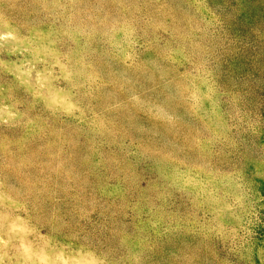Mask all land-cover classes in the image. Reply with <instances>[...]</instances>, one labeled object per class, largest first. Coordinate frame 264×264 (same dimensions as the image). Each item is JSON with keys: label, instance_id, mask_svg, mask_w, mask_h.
<instances>
[{"label": "rangeland", "instance_id": "obj_1", "mask_svg": "<svg viewBox=\"0 0 264 264\" xmlns=\"http://www.w3.org/2000/svg\"><path fill=\"white\" fill-rule=\"evenodd\" d=\"M0 264H264V0H0Z\"/></svg>", "mask_w": 264, "mask_h": 264}]
</instances>
